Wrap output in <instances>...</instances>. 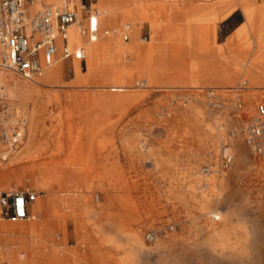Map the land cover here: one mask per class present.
<instances>
[{"label": "crops", "instance_id": "obj_1", "mask_svg": "<svg viewBox=\"0 0 264 264\" xmlns=\"http://www.w3.org/2000/svg\"><path fill=\"white\" fill-rule=\"evenodd\" d=\"M234 1L236 7L226 17L224 0L93 2L99 34L83 46L85 57L90 49L86 70L79 72L73 57L58 59L51 75L56 74L52 82L60 84H45L43 92L32 85L20 89L27 94L19 100L25 106L30 103L22 128L26 138L20 132L11 147L5 146L8 138L2 153L30 157L20 171L32 175L25 187L35 188L37 197L27 205L33 217L3 218L0 208V264H129L126 253L135 247L125 246L129 217L116 215L114 197L99 189L107 185L113 192L116 187V134L111 124L117 111L130 108L138 96L132 91L161 90L165 84L179 89L204 81L228 83L232 79L224 74L232 71L246 72L258 88L264 82V0ZM34 4L37 8V0ZM81 15L86 20V12ZM122 24L130 25L123 41ZM245 41L251 42L249 51L243 48ZM134 116L137 113H129L125 120ZM55 122L65 130L62 145L52 140L51 148L41 147L37 140L46 143L47 127ZM115 199L124 210L130 207L117 195Z\"/></svg>", "mask_w": 264, "mask_h": 264}, {"label": "rangeland", "instance_id": "obj_2", "mask_svg": "<svg viewBox=\"0 0 264 264\" xmlns=\"http://www.w3.org/2000/svg\"><path fill=\"white\" fill-rule=\"evenodd\" d=\"M79 22L86 27L81 14ZM83 36L72 48L84 46L87 34ZM243 48L249 51L251 42L245 41ZM89 54L87 47V60ZM73 59L79 61V72L86 70L84 59ZM56 65L32 79L8 71L9 80L0 88V114L4 115L0 131L10 139L5 146L13 145L14 130L26 138L22 128L30 103L25 106L19 100L27 94L20 89L32 85L43 92L45 84H60L52 82ZM245 74L228 73L232 79L228 83H190L179 89L165 84L161 90L132 91L138 96L130 108L117 111L111 124L116 134V187L113 192L107 185L99 189L114 197L116 215L129 217L126 234L144 242L142 250L135 246L126 253L129 264H264V161L249 151L245 141L255 106L264 102V82L253 88ZM236 87L241 91H234ZM36 94L32 92L33 97ZM48 113L54 115L50 107ZM129 113L137 116L125 120ZM47 129L50 138L37 143L51 148L53 140L55 146L58 141L62 145L63 124L55 122ZM3 143L0 139V190H11L20 180V166L30 157L7 153L4 159ZM223 147L230 148L233 157L228 167L220 161ZM28 178L32 175L26 174L23 186L16 188H25ZM115 195L130 207L124 210ZM147 232L154 233L153 241L145 239Z\"/></svg>", "mask_w": 264, "mask_h": 264}, {"label": "built area", "instance_id": "obj_3", "mask_svg": "<svg viewBox=\"0 0 264 264\" xmlns=\"http://www.w3.org/2000/svg\"><path fill=\"white\" fill-rule=\"evenodd\" d=\"M95 0H63L60 4H40L35 0H0V67L26 79L39 77L60 59L73 56L68 48L67 29L79 21L78 6L86 12L87 25L79 23V30L91 38L98 32ZM130 25L121 30L123 40L128 37ZM58 50L60 52L58 53ZM75 57L83 60L78 52ZM241 109V103L236 105ZM4 115L0 114V123ZM14 128V127H13ZM15 129V128H14ZM20 131H13V143H17ZM0 139L7 142L6 132L0 131ZM10 140V139H9ZM246 145L249 151L264 161V102L255 106L254 114L246 128ZM224 147L221 164L228 167L232 155ZM206 171V168H203ZM37 197L30 187L0 191L1 217L16 220L33 217L27 212V205ZM217 221L218 216H214ZM154 233L147 232L145 239L154 240Z\"/></svg>", "mask_w": 264, "mask_h": 264}, {"label": "bare ground", "instance_id": "obj_4", "mask_svg": "<svg viewBox=\"0 0 264 264\" xmlns=\"http://www.w3.org/2000/svg\"><path fill=\"white\" fill-rule=\"evenodd\" d=\"M41 1H46V0H41ZM47 1H50V2H61V1H63V0H47ZM40 3V2H39ZM224 3H226L227 4V10H224L223 9V16H225L226 17V15H228V14H230L234 9H235V7H236V2L234 1V0H224ZM242 5H243V7H244V9L246 10V11H248L249 12V7L250 6H248L247 4H245L244 2H242L241 3ZM93 7L95 8L96 6H94V4H93ZM252 8V7H251ZM253 10H256L257 11V9L255 8V9H253ZM260 10V9H259ZM225 11V12H224ZM255 11V12H256ZM81 12H82V10H81V8H80V6H78V15H80L81 14ZM250 13V12H249ZM260 13H262L263 15H264V8H262L261 9V12ZM260 13L258 12V14L260 15ZM251 14H253V13H251ZM256 15V14H255ZM263 15H262V17H263ZM257 16V15H256ZM252 17V16H251ZM259 18H260V16H259ZM263 19V18H262ZM261 19V20H262ZM251 21H252V19H251ZM263 21V20H262ZM253 22H254V20H253ZM252 22V23H253ZM79 21H77V22H75V23H73V24H71L69 27H68V29H67V33H68V35H67V38H68V48H69V50L73 53V56L72 57H75V52H78L79 54H80V56L81 57H83V59H85L86 57H85V49L83 48V46H81V47H77V48H72V47H75V45H77L78 44V42H79V37H84L83 36V34L80 32V30H79ZM250 23V22H249ZM251 24V23H250ZM254 24V23H253ZM257 24V23H256ZM73 25H76V26H73ZM259 24H257V26H258ZM260 27V26H259ZM255 30H258V29H256L255 28ZM98 34H99V30H98V32H97V35L94 37L93 35H92V37L90 38L89 37V35H87V39L90 41V42H94V41H96L97 39H98ZM256 35V34H255ZM86 39V40H87ZM85 43H86V41H85ZM75 44V45H74ZM60 52V50H58V53ZM76 58V57H75ZM60 59V58H59ZM76 59H78V58H76ZM263 59V58H262ZM254 62H255V60H253ZM264 61V60H263ZM264 63V62H263ZM264 65V64H263ZM254 67H256L255 66V64H254ZM264 69V68H263ZM8 71L9 70H6V69H3V68H1L0 67V88H2V86L3 85H5L4 83L6 82V81H8L9 79V77H8ZM262 71H264V70H262ZM262 75V74H261ZM263 75H264V72H263ZM224 78H228V75L227 74H224ZM220 81V80H219ZM213 82H216V81H204V82H201V83H213ZM17 84H19V81H17ZM222 86H224L225 87V85H222ZM221 86V87H222ZM211 87H214V86H211ZM226 87H229V86H226ZM230 88V87H229ZM234 91H241L240 89H239V87H236L235 89H234ZM13 140H14V137H13ZM17 140H18V138H17ZM144 146V144L142 143V147ZM224 148V147H223ZM226 150L228 151V152H230V148H226ZM231 154V153H230ZM232 155V154H231ZM4 159H7V157H8V154L7 153H2V155H1ZM204 170V169H203ZM26 171H27V169H26ZM205 171V170H204ZM206 171H209V169L208 168H206ZM23 175H20V180L18 181V183H17V185H22L23 186V184H24V182L22 181L23 180ZM5 188L7 187V186H4ZM31 188V187H30ZM33 190H36L35 188H32ZM128 235V234H127ZM128 237H129V241H128V243H126V244H129V243H132L133 244V246H139L140 247V249L142 250V246H144V242L142 241V239H140L139 237H136L135 235H128ZM155 239V238H154Z\"/></svg>", "mask_w": 264, "mask_h": 264}]
</instances>
